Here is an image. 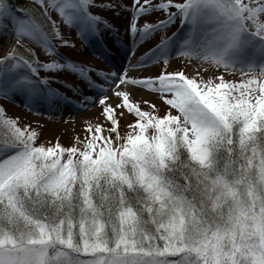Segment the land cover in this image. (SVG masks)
<instances>
[{
  "label": "snow or ice",
  "instance_id": "6c2138e0",
  "mask_svg": "<svg viewBox=\"0 0 264 264\" xmlns=\"http://www.w3.org/2000/svg\"><path fill=\"white\" fill-rule=\"evenodd\" d=\"M113 13L133 44L189 30L108 71L60 50L65 26L99 39ZM13 32L0 96L60 110L62 84L99 110L65 144L0 106V264H264V0H0V46ZM174 50L209 74L170 70ZM143 62L156 72H130Z\"/></svg>",
  "mask_w": 264,
  "mask_h": 264
},
{
  "label": "rangeland",
  "instance_id": "374dc122",
  "mask_svg": "<svg viewBox=\"0 0 264 264\" xmlns=\"http://www.w3.org/2000/svg\"><path fill=\"white\" fill-rule=\"evenodd\" d=\"M24 0H14V6L17 8H21L23 6ZM115 17V16H112ZM112 19V18H111ZM114 19V18H113ZM120 19V18H119ZM123 31L125 30V24L120 22ZM124 24V25H123ZM178 26L181 27L178 30ZM183 26V27H182ZM12 25L9 23V28ZM65 33L67 38L75 40L76 44L75 47L72 45L68 46H61L60 50L63 52H67L69 56L73 59L82 60V61H89V60H98V56L92 55V52L95 53V49L99 44V39L93 37L90 41L81 40L79 36L75 34V30L69 29L65 26ZM189 30L188 25H182L177 19L173 24L169 25L164 31L158 32L153 36H150L153 41L159 38L160 35L165 33L171 34L173 32L179 31L180 38H184V34L187 33ZM107 28H101L100 35H105ZM126 32V31H125ZM131 35V34H130ZM204 38V32H194L193 33V41L194 43H200ZM18 37L13 32L11 35V39L7 40L5 44L0 46V56L4 55L6 51L10 50L11 45L15 43ZM28 47H31L36 50L40 59H45L47 56V51L43 47L41 43L36 40H26L25 41ZM182 52V50H179ZM176 62V67L174 70L183 69L186 73H190L197 68L200 75L209 74L206 67V62L202 59H196L195 57L186 56L184 54L177 55V50H174L171 54L170 64ZM193 71V74H196ZM50 74L46 70L41 69L40 75H47ZM61 78L63 79L64 76L62 75ZM92 78L95 80L97 76L95 73H92ZM238 77V74L236 76ZM66 82L75 83L79 86L81 92L87 93L90 92L89 86L86 83H83L79 78L75 76H68ZM55 87L60 89L62 92L67 93L71 100L69 101H61L58 103H62L63 107L60 110H57L56 107L50 109L47 103L41 102L36 105L32 109L25 105L23 99L19 96L15 97L14 99L2 98L0 99V106H3L8 115L10 116H19L26 118L25 122H32L31 126L36 127V124L39 123L42 127L39 130V139L41 141L46 142H55L56 138L59 137L61 142L65 144H69L74 141L75 136L78 133L82 132V122L81 118L84 117H93L95 116L96 112L98 111L97 105H88L83 108H77L78 101L83 102L84 100L80 95H77L72 89L66 88L62 84H56ZM80 107V106H79ZM92 112V113H89ZM69 116L74 117L75 119L69 118ZM81 116V117H80ZM80 117V118H79Z\"/></svg>",
  "mask_w": 264,
  "mask_h": 264
},
{
  "label": "bare ground",
  "instance_id": "6f19581e",
  "mask_svg": "<svg viewBox=\"0 0 264 264\" xmlns=\"http://www.w3.org/2000/svg\"><path fill=\"white\" fill-rule=\"evenodd\" d=\"M113 16H115L114 13H113ZM119 18L112 17V19H110L109 22L112 23L114 20L115 26L112 27L111 29H107L105 35H100L99 44L95 49V53L92 52V55H96L99 57L98 60L91 59L87 61L95 69L108 71L111 69L113 64L128 65L130 60L134 61V60L141 59L142 53L147 54L148 49L152 46L153 43H155V41H153L151 37H147V38L140 39L135 44H133L132 36L129 33L125 32V30L123 31V28L121 27V24L119 23V20L120 22H123L124 24L126 23L125 14H122ZM117 29L119 30L117 31ZM133 48L135 49L134 52L132 51ZM162 62L163 61H161V63ZM168 67L170 70H174L176 67V62L170 64V60H169ZM156 70H157V65H154L151 62H143L137 65H134L133 67L130 68L131 73H154L156 72ZM193 71L198 72L197 68H194ZM193 71L191 72L190 70V73L193 74ZM94 73L97 76L95 80L102 83L103 80L100 77V75L97 72H94ZM89 94L90 92L84 93V95H89ZM77 104L78 105H76V107L81 108L79 106L86 104V102L78 101ZM89 113H92V112H89ZM85 116L86 115H84V117Z\"/></svg>",
  "mask_w": 264,
  "mask_h": 264
},
{
  "label": "trees",
  "instance_id": "16d2710c",
  "mask_svg": "<svg viewBox=\"0 0 264 264\" xmlns=\"http://www.w3.org/2000/svg\"><path fill=\"white\" fill-rule=\"evenodd\" d=\"M13 1L14 0H9V2L13 5ZM34 2V0H24L23 1V6H22V8L21 9H24V8H27V6L30 4V3H33ZM2 129H0V133H2ZM3 139V137H2V135H0V140H2Z\"/></svg>",
  "mask_w": 264,
  "mask_h": 264
}]
</instances>
